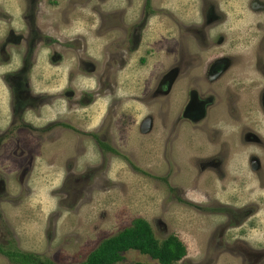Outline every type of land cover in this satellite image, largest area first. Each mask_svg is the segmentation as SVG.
<instances>
[{"label": "rangeland", "instance_id": "1", "mask_svg": "<svg viewBox=\"0 0 264 264\" xmlns=\"http://www.w3.org/2000/svg\"><path fill=\"white\" fill-rule=\"evenodd\" d=\"M153 1L150 8L160 11L150 15L145 31L154 42L143 44L151 47L152 52L146 63L140 64L136 54L121 69L111 59L126 44L120 13L126 8L123 21L135 23L143 14L144 0H0V44H4L9 32L24 38L18 47L11 40L6 52L0 54L1 249L39 255L42 260L57 264H80L102 240L140 218L149 223L160 241L171 233L178 236L187 255L176 264H250L246 257L232 255L220 246L226 243L238 253L234 213L238 215L239 209L257 205V216L264 218V171L249 169L248 146L240 144V135L234 130L233 112L226 101L230 98L229 92L238 89L240 100L246 103H240L244 106L242 109H251L247 104L257 103L259 93L264 92V74L249 62H227L218 80L201 78L204 83L197 82L203 90L214 85L223 99L221 108L211 113L220 117L219 121L212 117L215 125H192L187 120L178 124L173 117L163 125L157 108L162 107V113L168 109L164 98L158 102L149 100L139 88L143 85L141 79L144 75L157 78L169 64H175L176 58L166 54L168 28L177 36L171 42L175 57L185 52L189 44L185 32L177 28L179 25L175 27L166 22L169 11L165 0ZM175 1L176 8H185L189 0ZM228 1L234 4V45L237 46L234 55L242 56L250 52L248 44L264 35L263 27L257 30L254 27L260 13L252 10L256 7L263 10L264 26V0ZM230 3L222 9L229 12ZM175 12L183 13V10ZM225 14L231 19L230 13ZM33 22L36 27L30 25ZM81 37L90 40L89 54L105 56L102 69L110 64L119 80L118 71L121 73L124 80L116 93L95 90L96 82L92 84L89 80L85 85L80 82L82 79H76L84 75L83 70L75 68L82 60L78 55H83L78 46ZM31 42L35 47H30V52L34 51L28 65V83L32 94L46 98L42 106L38 100L18 102L10 96L12 72L23 66ZM89 74L85 76L95 80L100 76L96 71ZM67 79L76 86L78 99L87 91L97 93L94 104L75 110L79 120L74 127L78 134L50 124L57 121L62 111L57 93L63 88L72 89ZM144 81L148 88L150 80ZM20 86L24 88L22 82ZM176 87L181 86L177 83ZM247 88L258 90L250 94ZM105 92L106 97L102 95ZM176 92L182 100L184 88ZM9 96L17 111L13 119L11 112L7 118L1 116L2 108L9 110ZM172 97L170 110L175 107ZM78 99L65 98L64 103ZM255 112L260 120L257 131L264 136V115L260 109ZM107 122L111 123V146L122 157L100 154L98 146L86 135L91 130L100 132ZM248 122L244 117L240 125ZM260 158L264 160V153ZM236 161L242 164L243 175L234 171ZM205 206H209V211L201 210ZM137 262L159 264L136 250L122 253L116 264ZM0 264L13 263L0 254Z\"/></svg>", "mask_w": 264, "mask_h": 264}, {"label": "flooded vegetation", "instance_id": "2", "mask_svg": "<svg viewBox=\"0 0 264 264\" xmlns=\"http://www.w3.org/2000/svg\"><path fill=\"white\" fill-rule=\"evenodd\" d=\"M153 3V0H144V7L141 10V13L143 14L140 18L137 19L135 23L128 24L123 21L127 14L126 8L123 9L124 13H120V22L123 26V34L125 36L123 37V41L126 44H122V46L119 47L118 55L114 54L113 56H111V59L113 61H116L121 69H123V64L127 63V60L129 58L135 57L136 54H139L140 64L146 63L147 59L149 58L148 55L152 52L151 47H147L143 44H152L154 42V38H149L145 31L147 19L150 17V15H152V13H154V11H160V9L156 7L150 8V4L152 6ZM228 3H230L228 0H220V2H217L216 0H189L185 8H176L175 0L164 1L165 8H167V10L169 11L166 22L172 23V25L175 27L179 25L180 28H177L180 31L182 30L185 32L186 37L188 38L187 42L189 45H187L185 52H183L180 56L175 57L171 50V42L177 36L172 33V28H168L170 30L166 32L167 37H165V40L169 44V47L166 50V54L169 58L171 56L176 58L173 59L175 60V64L171 66L169 64L167 70L165 69L159 76H157V78L155 75H144V77H142L141 79L143 85L139 88L141 89V93H146L147 97L150 98L149 100H155L158 102L159 98H164L163 103H166V107L168 109L162 113V107L157 108L159 110L158 114L162 115L160 117H162L163 119V125H165V121H170L172 117L175 118L178 124L187 120V122L192 125H197L198 123H205V125L207 126L215 125L213 124L215 120H213L212 117L214 116L217 121H219L220 117L218 116V114L215 116L213 114L211 115V113L212 110H215L219 107L223 99L217 94L214 85L211 89L203 90V88L199 86L200 84H197V82L200 81V83H204L202 80H200L201 78L210 79L212 80V82L218 80L224 74V69L227 62L234 63L235 61H239L240 64H246L249 62L255 70H258L259 72L264 74V35L257 42L248 44V48L250 49V52L248 54H244L242 56L234 55V52L237 49V46L234 45V4L230 3L229 12H227L226 9H222L224 8L223 6L227 5ZM181 9L183 10V13L175 12ZM252 10L258 11L260 13V22L258 21L254 25V27L256 28V30L260 26L264 28L261 19L263 17V10L259 9L258 7L253 8ZM224 11L226 13H230L229 16L231 17V19H228ZM177 16H180L182 18L179 19ZM20 21H23L21 17ZM30 25L36 27L35 22H33V24L31 23ZM164 25L165 27H167V24L164 23ZM92 36L93 32L90 33L89 39H91ZM81 38L79 39L80 45L78 46L81 47L80 53L83 55H78L82 60L78 62V65H75V68L77 67L78 71L83 70L82 73H84V75H79L76 77V79H82L80 82L84 83L85 85L89 84L90 81L92 84L96 82L95 90L99 88L101 92L103 90H106L109 93H112V91L120 88V84L122 83V80H124V78L121 77V73L118 71V75H120L119 80L116 78L117 76L115 72L117 71H113L110 68V64L107 66V68L104 67V69H102L101 64L103 60H106L105 56L100 57L98 56V54H89L87 48L88 46H90V40L88 41L85 37ZM11 40L14 41L13 45L15 47H18V44L22 42L24 38L21 36H16L12 32H9L4 44H0V54L6 52V50L11 45L9 43ZM156 46L158 47V43L156 44ZM30 47H35L33 42L29 44L25 52V62L21 69L19 71L12 72L13 75L11 76V81L13 82V90L11 91L10 96L13 95V99H16V101L18 100V102L21 99H26V101L38 100L39 105L42 106L44 105V102H46V98L44 97V95H34L29 88L28 76L30 72V66L28 65H31V53L34 51L32 50V52H30ZM91 48L92 51L95 50L94 43L91 45ZM144 48H146L144 52L140 51ZM250 54L251 56H248ZM8 61L9 58L7 59V62ZM59 61L62 62L61 57H59ZM105 62L108 63L109 61L107 60ZM26 66L28 67V69H26ZM95 71L98 73V75L101 76H98L97 80H95L94 78H87L85 76H89V73H94ZM147 79L150 80L148 88L145 85L144 81ZM20 82H22L24 85L23 89L20 86ZM67 83L72 87V89L63 88L61 92L57 93L56 96H58L59 98L62 111L59 113L57 121L50 124H55L62 130H69L73 133L78 134L79 131L77 130V127H74L76 126V122L79 120L77 117L78 115L75 114V110L80 106L83 107L94 104L97 93L95 90L87 91L86 93H81V97L80 99H78V93L74 91L77 89L76 86H73L70 80H68ZM177 83L181 87H176ZM182 88H184V93L182 96V100H180L177 96L176 91L179 92V89L182 90ZM142 89L145 90L143 91ZM257 90V88H247V91L250 94L254 93ZM227 92H229V90ZM229 93L230 98L226 101V105L231 110V112H233L235 125L234 130L236 134L240 135V144H245L248 146L247 165L252 171H264V160L260 158V154L264 153V136H261L260 132L257 131L258 127L256 126H259L260 120L256 116L255 112V110L257 111L258 109H260L262 114L264 115V92L259 93L257 97V103H252L251 105L247 104L251 108L249 110L247 108L246 110L242 109L244 108V106H242L240 103H243V105H246V103L243 100H240L238 89H235L234 93ZM102 95L106 97L107 92H105L104 94L102 93ZM10 96L8 97L9 110H6V107L2 108L1 116L7 118L8 113L10 115L11 112L13 119L17 111L11 104ZM113 96H115V94ZM171 96H173L172 103L175 106H172L174 107L172 110H170ZM65 98H71L73 100L78 99V101L65 104ZM138 98L141 99V97ZM27 106H30V108L34 107L32 105ZM70 117L74 118L73 121L69 120ZM244 117L248 119L249 122L248 125L242 126L240 125V121H243ZM153 119L154 115L150 119L149 123H152L151 120ZM21 120L23 122L24 119ZM24 125L27 126V123H25ZM106 126L104 124L103 128L101 129V131L105 132V135H100L101 131L99 132L98 130L88 131L86 135H88V137H91L93 143L98 146L100 154L122 157L120 156L119 152L111 146V138L109 136L111 123L107 122ZM43 130L46 129L44 128ZM216 133L218 135L220 134L218 130L216 131ZM107 146L115 150L117 154L104 149ZM234 148L238 147L234 145ZM234 154H236L235 149ZM240 164L241 163L238 161H236V163L234 162V171H236V174L241 173L243 175L244 171H241ZM169 191L170 193L174 192L172 187L169 189ZM234 203H237V201L234 200ZM243 207L246 206L244 205ZM248 207L251 208L246 207L243 210L239 209L240 212H238V215L234 213V219L237 220L236 222H234V226L235 232L237 234L235 239L236 242H239V244L236 245V250L238 253L234 252L233 249L226 243L222 244L220 247L229 251L232 255L236 254L240 257H246L250 264H264V218L259 219V217L257 216L259 213L257 205H249ZM205 208L201 210L203 212H205V210L209 211V206H205ZM7 227L10 228L9 223H7ZM6 231L9 234L10 231ZM172 234L173 233L169 234L168 236ZM186 255L181 260L173 264L181 262L186 257ZM242 259L244 260L245 258Z\"/></svg>", "mask_w": 264, "mask_h": 264}, {"label": "trees", "instance_id": "3", "mask_svg": "<svg viewBox=\"0 0 264 264\" xmlns=\"http://www.w3.org/2000/svg\"><path fill=\"white\" fill-rule=\"evenodd\" d=\"M104 149L117 154L108 146ZM129 250L149 255L159 264H173L186 255L185 246L176 235L172 234L160 241L154 235L149 223L138 218L134 219L129 227L102 240L80 264H116L121 260L122 253ZM0 254L13 264H57L51 260H42L39 255L18 250L0 248Z\"/></svg>", "mask_w": 264, "mask_h": 264}]
</instances>
